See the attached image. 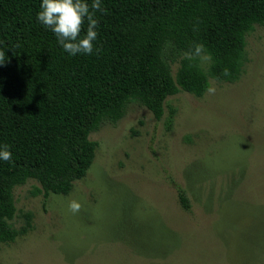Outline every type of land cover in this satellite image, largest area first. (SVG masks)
Returning a JSON list of instances; mask_svg holds the SVG:
<instances>
[{"label": "rangeland", "instance_id": "1", "mask_svg": "<svg viewBox=\"0 0 264 264\" xmlns=\"http://www.w3.org/2000/svg\"><path fill=\"white\" fill-rule=\"evenodd\" d=\"M246 40L236 82L180 91L160 120L133 101L93 131L94 162L69 194L15 186L12 222L30 211L33 229L0 243V264H264V25Z\"/></svg>", "mask_w": 264, "mask_h": 264}, {"label": "trees", "instance_id": "2", "mask_svg": "<svg viewBox=\"0 0 264 264\" xmlns=\"http://www.w3.org/2000/svg\"><path fill=\"white\" fill-rule=\"evenodd\" d=\"M83 2L91 11L93 0ZM41 4L0 0V150L12 153L11 162L0 160V243L33 229L30 211L22 226L12 222L15 186L35 179L31 192L45 200L69 194L94 162L93 131L121 119L133 101L160 120L170 96H202L210 78L236 82L246 37L264 25V0H101L93 53L72 56L37 19ZM87 27L85 18L80 38ZM178 197L190 209L182 187Z\"/></svg>", "mask_w": 264, "mask_h": 264}, {"label": "clouds", "instance_id": "3", "mask_svg": "<svg viewBox=\"0 0 264 264\" xmlns=\"http://www.w3.org/2000/svg\"><path fill=\"white\" fill-rule=\"evenodd\" d=\"M41 9L37 19L55 33L65 52L72 56L77 54L91 55L93 53V41L97 39L98 32L96 29L99 24L98 19L95 18V13L102 10L101 0H93L91 11L89 5L83 0H42ZM85 18L88 27L86 35L80 38ZM203 51V45H195L196 55H201ZM186 55L191 58V54ZM204 58L207 59L208 57ZM5 62V55L0 52V64ZM224 75H229L227 69L224 70ZM207 91L209 94H214L216 90L214 87H209ZM0 160L12 161V153L7 149V146L0 150ZM68 207L70 212L76 214L80 211L82 205L73 200Z\"/></svg>", "mask_w": 264, "mask_h": 264}]
</instances>
